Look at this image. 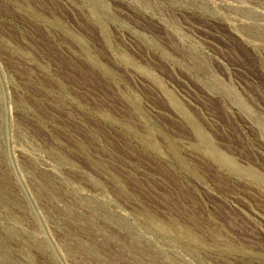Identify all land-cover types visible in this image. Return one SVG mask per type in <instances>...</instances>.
<instances>
[{"label":"rangeland","instance_id":"374dc122","mask_svg":"<svg viewBox=\"0 0 264 264\" xmlns=\"http://www.w3.org/2000/svg\"><path fill=\"white\" fill-rule=\"evenodd\" d=\"M0 264H264V0H0Z\"/></svg>","mask_w":264,"mask_h":264}]
</instances>
